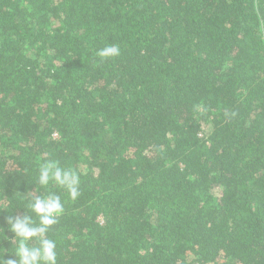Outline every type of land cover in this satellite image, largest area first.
Segmentation results:
<instances>
[{"label":"trees","instance_id":"obj_1","mask_svg":"<svg viewBox=\"0 0 264 264\" xmlns=\"http://www.w3.org/2000/svg\"><path fill=\"white\" fill-rule=\"evenodd\" d=\"M50 193L57 264H264V0H0V264Z\"/></svg>","mask_w":264,"mask_h":264},{"label":"clouds","instance_id":"obj_2","mask_svg":"<svg viewBox=\"0 0 264 264\" xmlns=\"http://www.w3.org/2000/svg\"><path fill=\"white\" fill-rule=\"evenodd\" d=\"M120 49L117 46H107L98 51L101 58L117 56ZM51 182L64 189L70 199L79 197L80 175L77 171L65 169L55 160L41 164L38 170L37 183L44 188ZM38 219L29 215L6 218L8 230L18 237L15 250V259H7L9 264H57L56 242L47 238L51 226L57 223L58 217L63 214L64 206L59 195L50 193L47 196L36 194L29 205ZM3 228V227H0ZM38 243L34 246L29 241Z\"/></svg>","mask_w":264,"mask_h":264}]
</instances>
